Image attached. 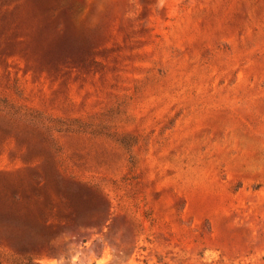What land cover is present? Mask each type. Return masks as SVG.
I'll list each match as a JSON object with an SVG mask.
<instances>
[{
  "label": "rangeland",
  "instance_id": "rangeland-1",
  "mask_svg": "<svg viewBox=\"0 0 264 264\" xmlns=\"http://www.w3.org/2000/svg\"><path fill=\"white\" fill-rule=\"evenodd\" d=\"M25 253L264 264V0H0V256Z\"/></svg>",
  "mask_w": 264,
  "mask_h": 264
},
{
  "label": "trees",
  "instance_id": "trees-1",
  "mask_svg": "<svg viewBox=\"0 0 264 264\" xmlns=\"http://www.w3.org/2000/svg\"><path fill=\"white\" fill-rule=\"evenodd\" d=\"M3 261L9 264H41L38 259L30 253L18 256H0V263Z\"/></svg>",
  "mask_w": 264,
  "mask_h": 264
}]
</instances>
